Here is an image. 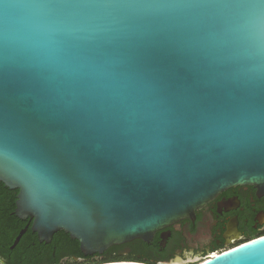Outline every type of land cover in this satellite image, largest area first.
<instances>
[{"label":"water","instance_id":"1","mask_svg":"<svg viewBox=\"0 0 264 264\" xmlns=\"http://www.w3.org/2000/svg\"><path fill=\"white\" fill-rule=\"evenodd\" d=\"M45 31L70 37L169 4L194 24L215 23L232 0H25ZM136 59L161 89L167 114L147 136L89 121L63 109L33 72L0 63V149L14 147L44 164L59 196H34L19 170L0 161V182L18 191L14 215L40 243L62 230L83 256L102 255L164 229L234 186L264 192V83H246L188 48L142 44ZM16 236L13 248L27 231ZM99 264H141L118 261ZM198 264H264V236Z\"/></svg>","mask_w":264,"mask_h":264},{"label":"clouds","instance_id":"2","mask_svg":"<svg viewBox=\"0 0 264 264\" xmlns=\"http://www.w3.org/2000/svg\"><path fill=\"white\" fill-rule=\"evenodd\" d=\"M37 7L0 0V63L33 72L63 109L125 135L147 136L167 114L161 89L136 59L146 42L175 43L227 69L224 75L264 83V0H232L221 6L223 18L200 24L175 15L178 5L134 6L136 14L73 37L45 31L33 14ZM0 161L19 170L37 198L61 195L62 185L49 169L22 151L0 149Z\"/></svg>","mask_w":264,"mask_h":264},{"label":"flooded vegetation","instance_id":"3","mask_svg":"<svg viewBox=\"0 0 264 264\" xmlns=\"http://www.w3.org/2000/svg\"><path fill=\"white\" fill-rule=\"evenodd\" d=\"M264 236V192L255 186L228 188L192 216L134 240L121 254L145 264H198Z\"/></svg>","mask_w":264,"mask_h":264},{"label":"trees","instance_id":"4","mask_svg":"<svg viewBox=\"0 0 264 264\" xmlns=\"http://www.w3.org/2000/svg\"><path fill=\"white\" fill-rule=\"evenodd\" d=\"M17 193L18 191L8 189L0 182V260L3 264H99L118 261L145 264L131 254H121L122 249L131 243L113 246L102 255L91 257L83 256L79 243L62 230L53 235L49 244L40 243L37 235L30 229L29 219L20 220L14 215ZM26 225H29L27 231L11 248L16 236Z\"/></svg>","mask_w":264,"mask_h":264},{"label":"rangeland","instance_id":"5","mask_svg":"<svg viewBox=\"0 0 264 264\" xmlns=\"http://www.w3.org/2000/svg\"><path fill=\"white\" fill-rule=\"evenodd\" d=\"M95 260H99V258H94ZM71 260H65V262H70ZM78 262H81V260H78ZM0 264H3L2 261L0 260Z\"/></svg>","mask_w":264,"mask_h":264}]
</instances>
